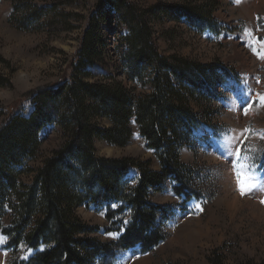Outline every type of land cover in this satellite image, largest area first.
Returning <instances> with one entry per match:
<instances>
[{"label":"trees","instance_id":"trees-1","mask_svg":"<svg viewBox=\"0 0 264 264\" xmlns=\"http://www.w3.org/2000/svg\"><path fill=\"white\" fill-rule=\"evenodd\" d=\"M219 4L160 0L141 7L128 0H100L98 10L124 28L114 72L121 73L126 84L112 72L90 80L96 78L94 68L104 62L101 11L93 12L70 78L33 91L28 115H6L0 125V231L10 247L26 245L35 251L26 260L14 256L9 264H113L118 250L151 251L164 240L163 220L172 207L152 197L172 188L184 200L194 199L192 172L182 162L181 150L202 125L199 108L211 111L230 70L218 62L161 54L153 43L151 19L182 20L198 33L209 29L219 35L225 29L214 16ZM37 10L42 17L45 8ZM8 82L0 77L1 86ZM5 114L0 105V118ZM50 123L63 131V140L35 169L29 163L37 158L39 134ZM134 123L154 152L158 169L151 159L97 154L96 140L128 145ZM133 168L137 175L130 183ZM32 173L30 182L24 180ZM92 206L104 211L105 232L118 233L116 240H102L101 227L77 215L79 207ZM208 262L228 264L221 254Z\"/></svg>","mask_w":264,"mask_h":264},{"label":"rangeland","instance_id":"rangeland-1","mask_svg":"<svg viewBox=\"0 0 264 264\" xmlns=\"http://www.w3.org/2000/svg\"><path fill=\"white\" fill-rule=\"evenodd\" d=\"M128 1L148 7L160 0ZM99 2L0 0V77L9 80L0 85V105L6 113L0 125L6 115L32 111L33 91L70 78L74 72L71 64L93 12L101 11L104 64L94 68L96 78L90 80L112 72L126 84L125 77L114 72L116 46L124 28L98 10ZM218 2L214 16L231 28L220 36L209 30L198 33L182 20L151 19L153 43L161 54L218 62L230 71L211 111H204L206 106L199 108L202 125L194 131L193 142L181 150V160L192 172L194 199L186 201L172 188L155 194L154 202L172 207L163 220L166 237L151 251L139 247L118 250L113 264H209V257L216 254L223 255L228 264H264V0ZM38 8H45L42 17L36 14ZM39 135L40 152L29 163L35 169L63 140V131L55 123L45 125ZM239 141L244 143L237 156ZM95 148L100 156L151 159L153 168H159L135 123L128 145L116 147L96 140ZM136 175L137 169H130V183ZM32 176L25 175L24 180L30 182ZM238 179L254 185L251 192L242 196ZM77 215L99 225L102 240L118 238V233H106L104 211L98 212L95 206L79 207ZM8 244L9 238L0 232V264H9L14 256L26 260L35 252L26 245L14 248Z\"/></svg>","mask_w":264,"mask_h":264},{"label":"snow or ice","instance_id":"snow-or-ice-1","mask_svg":"<svg viewBox=\"0 0 264 264\" xmlns=\"http://www.w3.org/2000/svg\"><path fill=\"white\" fill-rule=\"evenodd\" d=\"M262 99H264V97H262ZM243 141H239V147H236L235 148V155H239L240 154V151L242 149V146H243ZM228 154H231V150H229V153ZM252 187H254V185H251V186H248L245 184V182L243 180H240L238 179V189L240 191V194L242 196L248 194L249 192H251L252 190ZM262 203H264V201H262ZM125 223H127V221H125Z\"/></svg>","mask_w":264,"mask_h":264}]
</instances>
